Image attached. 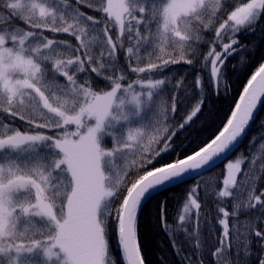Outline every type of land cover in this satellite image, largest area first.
<instances>
[{
	"label": "snow or ice",
	"instance_id": "obj_1",
	"mask_svg": "<svg viewBox=\"0 0 264 264\" xmlns=\"http://www.w3.org/2000/svg\"><path fill=\"white\" fill-rule=\"evenodd\" d=\"M261 21L264 0H0V264H150L146 203L234 153L185 190L178 222L158 204L157 264H264V121L237 152L264 57L226 122L198 130ZM179 64L194 81L166 74Z\"/></svg>",
	"mask_w": 264,
	"mask_h": 264
},
{
	"label": "trees",
	"instance_id": "obj_2",
	"mask_svg": "<svg viewBox=\"0 0 264 264\" xmlns=\"http://www.w3.org/2000/svg\"><path fill=\"white\" fill-rule=\"evenodd\" d=\"M85 11L89 10L85 9ZM261 26H264V21H261ZM48 35L51 36V34ZM57 38L66 39L67 37L59 36ZM241 40L245 43L253 42L255 44V52L252 55V59L243 72H230V78L232 82L230 92L227 95L215 97L209 102V106L205 108V115H207L209 108H211V111L214 113V115L211 117V119L206 121L202 129L198 130H207V132L210 133L215 128L217 122H226L227 115L230 114L231 107H234L235 100L239 98V93L243 90V85L247 82V78L251 75L252 71H254L256 67H258L261 58L264 57V39L261 38L260 27L257 28L255 35H244L241 37ZM234 60L230 61L229 67H231V63L234 62ZM166 74L175 75L176 79H179L180 76L186 75L189 81H194L195 78L193 67L185 64L171 66L170 71L166 70ZM99 83H101V87H103L102 82ZM173 83H175V81H173ZM201 119L203 120L204 117H201ZM262 121H264V103H261V105L259 106L255 114V118L251 123L249 129L247 130V136L242 139L240 148L237 149V152H239L241 149H244L253 136L258 135ZM197 125H200V121H197ZM220 126H222V124H220ZM209 138H211V136H209ZM234 157L235 153L233 154V156L228 157V159L224 160L222 163L218 164L210 171L205 172L202 177H197L195 175H193L192 177H187L185 178V182L183 184H178L167 188L146 203V205L144 206V211L140 216L138 242L142 245V248L147 254L150 264H157L161 248L166 249L169 253L171 252V249L167 247V236L160 230L158 221L156 219V209L158 204L161 201L167 200L169 208V220L171 221L173 214H176V219L178 222V212L180 209H182L183 206L182 197L185 195V190L195 184L198 180H203L205 183H207L209 178L213 175L222 174L225 170L226 161L234 160ZM222 178L223 176L220 175L219 179L221 181ZM260 186L264 187V184H261ZM214 208L215 205L212 204L211 201H209L204 206V209L201 212V216L203 217L204 212H207L209 209ZM210 226L211 225H209V227ZM116 243V237H113L112 248L119 258L120 253L117 250ZM171 258V255H169V259Z\"/></svg>",
	"mask_w": 264,
	"mask_h": 264
},
{
	"label": "water",
	"instance_id": "obj_3",
	"mask_svg": "<svg viewBox=\"0 0 264 264\" xmlns=\"http://www.w3.org/2000/svg\"><path fill=\"white\" fill-rule=\"evenodd\" d=\"M259 106H260V104H258V107H257V109H256L255 112H254V116H255V114H256V112H257ZM247 130H248V129H247Z\"/></svg>",
	"mask_w": 264,
	"mask_h": 264
},
{
	"label": "bare ground",
	"instance_id": "obj_4",
	"mask_svg": "<svg viewBox=\"0 0 264 264\" xmlns=\"http://www.w3.org/2000/svg\"><path fill=\"white\" fill-rule=\"evenodd\" d=\"M254 118H255V116H254ZM254 118H253V120H254ZM253 120L250 122V125H251V123L253 122Z\"/></svg>",
	"mask_w": 264,
	"mask_h": 264
},
{
	"label": "rangeland",
	"instance_id": "obj_5",
	"mask_svg": "<svg viewBox=\"0 0 264 264\" xmlns=\"http://www.w3.org/2000/svg\"><path fill=\"white\" fill-rule=\"evenodd\" d=\"M257 155L259 156L260 154H259V153H257ZM227 163H228V161L226 162V164H227ZM226 164H225V165H226Z\"/></svg>",
	"mask_w": 264,
	"mask_h": 264
}]
</instances>
